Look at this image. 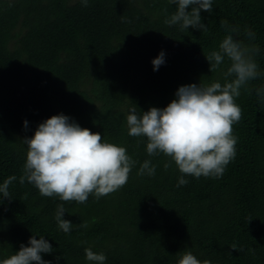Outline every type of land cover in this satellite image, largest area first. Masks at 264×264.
I'll use <instances>...</instances> for the list:
<instances>
[{
	"label": "trees",
	"instance_id": "16d2710c",
	"mask_svg": "<svg viewBox=\"0 0 264 264\" xmlns=\"http://www.w3.org/2000/svg\"><path fill=\"white\" fill-rule=\"evenodd\" d=\"M176 8L169 0H0V184L16 177L11 200L0 194V260L35 235L52 245L41 254L51 264H95L85 248L103 252L105 264H178L184 251L211 264H264V98L256 91L264 88V0H213L211 13H200L206 32L166 24ZM228 34L260 50L261 75L236 99V155L221 177L185 175L178 187L175 162L149 156L146 138L128 134L127 116L166 107L182 85L223 84L230 61L210 71L206 57ZM161 51L165 63L154 71ZM61 113L127 149L137 163L124 187L81 204L20 183L23 140ZM145 160L154 176L138 175ZM59 204L70 233L58 227Z\"/></svg>",
	"mask_w": 264,
	"mask_h": 264
},
{
	"label": "clouds",
	"instance_id": "9594fccd",
	"mask_svg": "<svg viewBox=\"0 0 264 264\" xmlns=\"http://www.w3.org/2000/svg\"><path fill=\"white\" fill-rule=\"evenodd\" d=\"M88 5V0H80ZM177 5L176 11L165 21L168 25L179 24L181 30L189 27L206 32L207 25L201 22V10L211 13L213 0H169ZM191 7V11L187 9ZM166 11V10H165ZM229 33L239 35L237 28H228L227 21L221 22ZM247 35L254 39L251 31ZM257 45H247L242 40L226 35L219 49L207 57L210 71L217 70L225 58L230 66L223 73L225 82L211 84L182 85L166 107H151L138 115L136 108L127 116L128 134L145 137L146 151L149 156L164 154L174 161L183 174L177 186H185V175L195 178L223 175L226 166L235 158L238 138L233 134V126L242 117V109L236 103L240 89L261 73L255 56L259 54ZM165 63V53L161 51L152 60L153 70ZM232 77L231 80L228 78ZM264 98V88L256 90ZM28 127V121H24ZM27 145L24 175L20 183L27 180L34 184L42 196H57L61 201L86 203L90 195L97 200L124 187L132 168L137 163L127 153L124 146L106 142L98 132L82 128L64 114L53 115L38 125L31 138H25ZM171 162L164 164L165 170ZM156 165L145 160L138 175L154 176ZM16 180L9 176L0 184V194L9 201V186ZM63 204L57 205L55 219L58 227L70 233L72 223L63 219ZM87 227V224H81ZM30 237L28 246L20 245L19 251L0 260V264H51L42 258V253H51L52 245L44 238ZM235 250V246H233ZM85 257L95 264H105L103 252L85 248ZM60 259V258H57ZM178 264H211L199 260L191 251L181 253Z\"/></svg>",
	"mask_w": 264,
	"mask_h": 264
}]
</instances>
